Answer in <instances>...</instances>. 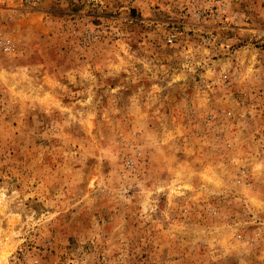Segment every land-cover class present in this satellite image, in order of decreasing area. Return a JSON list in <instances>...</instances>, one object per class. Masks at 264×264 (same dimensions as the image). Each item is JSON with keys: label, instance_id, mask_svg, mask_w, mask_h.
Masks as SVG:
<instances>
[{"label": "rangeland", "instance_id": "374dc122", "mask_svg": "<svg viewBox=\"0 0 264 264\" xmlns=\"http://www.w3.org/2000/svg\"><path fill=\"white\" fill-rule=\"evenodd\" d=\"M0 264H264V0H0Z\"/></svg>", "mask_w": 264, "mask_h": 264}, {"label": "built area", "instance_id": "2783aa9c", "mask_svg": "<svg viewBox=\"0 0 264 264\" xmlns=\"http://www.w3.org/2000/svg\"><path fill=\"white\" fill-rule=\"evenodd\" d=\"M0 47H2V49L6 50L7 44L3 41H0Z\"/></svg>", "mask_w": 264, "mask_h": 264}]
</instances>
